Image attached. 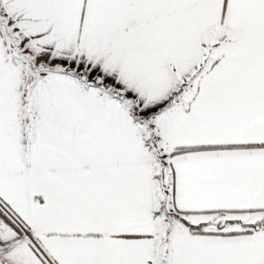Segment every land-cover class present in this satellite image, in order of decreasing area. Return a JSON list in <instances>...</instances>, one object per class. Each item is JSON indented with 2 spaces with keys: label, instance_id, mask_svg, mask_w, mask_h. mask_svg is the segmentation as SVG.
Here are the masks:
<instances>
[{
  "label": "snow or ice",
  "instance_id": "snow-or-ice-1",
  "mask_svg": "<svg viewBox=\"0 0 264 264\" xmlns=\"http://www.w3.org/2000/svg\"><path fill=\"white\" fill-rule=\"evenodd\" d=\"M0 264H264V0H0Z\"/></svg>",
  "mask_w": 264,
  "mask_h": 264
}]
</instances>
